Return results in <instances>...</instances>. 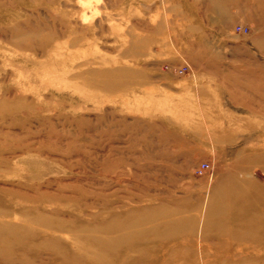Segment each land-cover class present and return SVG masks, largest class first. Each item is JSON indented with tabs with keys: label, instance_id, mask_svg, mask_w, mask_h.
I'll return each mask as SVG.
<instances>
[{
	"label": "rangeland",
	"instance_id": "obj_1",
	"mask_svg": "<svg viewBox=\"0 0 264 264\" xmlns=\"http://www.w3.org/2000/svg\"><path fill=\"white\" fill-rule=\"evenodd\" d=\"M206 1L0 0V264H264V0H225L241 53ZM207 55L248 89L203 107Z\"/></svg>",
	"mask_w": 264,
	"mask_h": 264
},
{
	"label": "crops",
	"instance_id": "obj_2",
	"mask_svg": "<svg viewBox=\"0 0 264 264\" xmlns=\"http://www.w3.org/2000/svg\"><path fill=\"white\" fill-rule=\"evenodd\" d=\"M206 12L208 18L221 19L218 26L200 27L197 29V35L200 42L204 44L215 43L223 44L224 49L227 46L235 51L247 52L246 47L233 46L230 43L232 36V25L236 19L242 18V7L240 4L231 12L230 5L225 0H207ZM233 13H236L235 15ZM196 30V29H195ZM201 46V44H199ZM211 45V44H209ZM209 49V48H208ZM202 50V48H201ZM207 59L199 61L196 67L195 85L192 83V89L199 93V101L203 107L212 106V100L218 92L226 90L241 91L247 90L246 80L251 71L245 69L254 66L255 59L252 58H227V59Z\"/></svg>",
	"mask_w": 264,
	"mask_h": 264
},
{
	"label": "bare ground",
	"instance_id": "obj_3",
	"mask_svg": "<svg viewBox=\"0 0 264 264\" xmlns=\"http://www.w3.org/2000/svg\"><path fill=\"white\" fill-rule=\"evenodd\" d=\"M130 226H133V224L131 223L128 227L127 226H125L124 227V225L123 224H121V225H119V224H115V225H113V226H108V233L107 234H109V233H114L115 231H117L116 229H115V227L116 228H119V230H121V229H127V228H129ZM106 230V229H105ZM114 242V244L112 243V242ZM96 242H97V246H98V248H96L95 250V253H93V254H91L90 255V257L92 258V259H94L95 260V262H98L99 264H109L108 262H105V261H103V260H101L103 257V255L105 256L106 254H108V253H110L111 251H113V250H115L116 249V247L119 245V244H121L122 242H123V238L122 237H120L119 239H110V240H106V239H99V240H96ZM110 247H113V249H111ZM127 252V250L126 249H122V248H120L119 249V253H122V254H124V253H126ZM113 254V253H112Z\"/></svg>",
	"mask_w": 264,
	"mask_h": 264
},
{
	"label": "built area",
	"instance_id": "obj_4",
	"mask_svg": "<svg viewBox=\"0 0 264 264\" xmlns=\"http://www.w3.org/2000/svg\"><path fill=\"white\" fill-rule=\"evenodd\" d=\"M236 31L239 32V33H244L245 34V33H247L248 30L246 28L242 27V26H238L236 28ZM176 71H177V73L179 75H184V74H187L190 71H192V68L190 67V65L185 63V65H183L182 67L178 68ZM213 168H214L213 167V163L204 162L197 169V173L199 175H204V174L212 172Z\"/></svg>",
	"mask_w": 264,
	"mask_h": 264
}]
</instances>
